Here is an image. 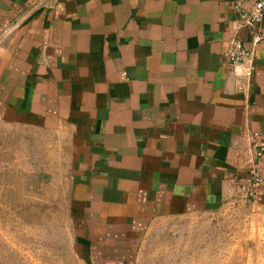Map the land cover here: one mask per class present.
<instances>
[{"label": "crops", "instance_id": "crops-1", "mask_svg": "<svg viewBox=\"0 0 264 264\" xmlns=\"http://www.w3.org/2000/svg\"><path fill=\"white\" fill-rule=\"evenodd\" d=\"M255 1L0 0V125L78 127L77 188L109 226L241 199L264 255V202L240 184L253 133L264 141ZM235 40L254 52L251 80L229 65Z\"/></svg>", "mask_w": 264, "mask_h": 264}, {"label": "rangeland", "instance_id": "rangeland-1", "mask_svg": "<svg viewBox=\"0 0 264 264\" xmlns=\"http://www.w3.org/2000/svg\"><path fill=\"white\" fill-rule=\"evenodd\" d=\"M77 129L0 125V264H264L241 199L148 229L101 221L104 206L77 188L90 175H76L88 161Z\"/></svg>", "mask_w": 264, "mask_h": 264}, {"label": "built area", "instance_id": "built-area-1", "mask_svg": "<svg viewBox=\"0 0 264 264\" xmlns=\"http://www.w3.org/2000/svg\"><path fill=\"white\" fill-rule=\"evenodd\" d=\"M239 5L245 0H236ZM247 19V25L255 28L264 17V0H256L254 9L243 14ZM256 42L259 37H256ZM229 65L236 72L241 69L242 74L247 80H251L255 70L254 52L242 46L235 40L231 43L227 51ZM258 133H253V139L249 148L250 162L248 164L246 175L241 178V193L252 202H264V141L259 139Z\"/></svg>", "mask_w": 264, "mask_h": 264}]
</instances>
